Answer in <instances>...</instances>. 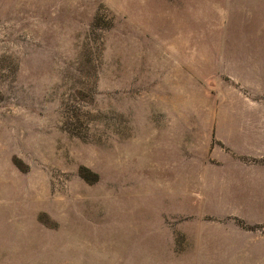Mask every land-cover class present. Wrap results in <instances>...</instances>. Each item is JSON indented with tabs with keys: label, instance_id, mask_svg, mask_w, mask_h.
Segmentation results:
<instances>
[{
	"label": "rangeland",
	"instance_id": "374dc122",
	"mask_svg": "<svg viewBox=\"0 0 264 264\" xmlns=\"http://www.w3.org/2000/svg\"><path fill=\"white\" fill-rule=\"evenodd\" d=\"M256 55L264 0H0V264L178 261L157 158L264 165Z\"/></svg>",
	"mask_w": 264,
	"mask_h": 264
},
{
	"label": "crops",
	"instance_id": "0c3cea01",
	"mask_svg": "<svg viewBox=\"0 0 264 264\" xmlns=\"http://www.w3.org/2000/svg\"><path fill=\"white\" fill-rule=\"evenodd\" d=\"M255 59L260 64L264 61L256 55L251 62ZM246 72L256 70L245 69L243 74ZM237 131V141L228 139L221 129H214V135L231 150L249 149V129ZM163 149L166 151V146ZM157 159L155 177L163 182L157 192L163 190L165 201L164 206L159 201L153 206L158 214L183 219L174 229L160 226L165 241L161 247L168 246V240L173 245L176 234L184 238L179 260L170 264H264V232L260 228L264 225V165L230 156L213 162L187 157Z\"/></svg>",
	"mask_w": 264,
	"mask_h": 264
}]
</instances>
